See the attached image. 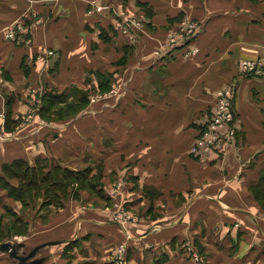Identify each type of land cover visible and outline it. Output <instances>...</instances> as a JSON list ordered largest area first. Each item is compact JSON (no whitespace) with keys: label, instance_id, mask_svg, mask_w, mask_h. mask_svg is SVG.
Wrapping results in <instances>:
<instances>
[{"label":"crops","instance_id":"0c3cea01","mask_svg":"<svg viewBox=\"0 0 264 264\" xmlns=\"http://www.w3.org/2000/svg\"><path fill=\"white\" fill-rule=\"evenodd\" d=\"M94 2L107 7L100 16L87 13ZM142 6L161 38L181 17L198 22L202 29L189 42L195 52L177 48L158 59L155 41L145 37L134 46L114 36L122 12ZM20 20L30 32L21 40L6 38ZM50 49L55 56L39 59ZM112 51L120 54V72L104 70ZM242 58L264 63V0H0V131L12 134L0 142V172L18 159L30 165L54 159L78 171L81 163L119 153L122 199L139 220L124 226L104 210H83L73 223L57 214L51 227L44 222L52 213L30 210L25 219H44L47 228L40 231L56 234L28 235L14 245L15 254L0 241V263L113 264L122 243L125 264H200L188 246L206 253L205 264H264V209L251 191L264 169V65L246 71L239 67ZM85 62L100 67L93 73L97 90L111 93L122 85V101L115 102L122 116H106L114 105L108 96L94 111L47 121L40 112L47 94H70L71 101L74 90L89 91ZM219 90L234 93L235 135L222 151L196 155L193 144ZM31 108L41 116L27 119ZM90 112L101 116L81 117ZM149 221L165 223L151 227Z\"/></svg>","mask_w":264,"mask_h":264},{"label":"rangeland","instance_id":"374dc122","mask_svg":"<svg viewBox=\"0 0 264 264\" xmlns=\"http://www.w3.org/2000/svg\"><path fill=\"white\" fill-rule=\"evenodd\" d=\"M125 12L132 15L137 20L141 19V22L143 24L142 26L144 27V31L143 30L138 31L139 33L138 42H136L133 45L134 46L137 45L140 39L142 40L143 38L146 37V40H150V41L153 40L158 44V45H155V47L152 49L153 50L152 54H155L156 51H160L162 54H164L163 57H165L166 54L170 51L168 48L170 46H173L171 44V40H174L176 37L181 36L180 33L187 30V27L189 26L187 23H190V22L192 23L194 21V20L186 19L185 17H181L179 21H177V23H175V25L168 31L167 36L164 38H161L159 37V34L156 32L158 29L151 28V22H152L151 16L150 17L148 16L149 13L144 6H142L141 8H137L134 11L130 10V12H127V11ZM114 36H121V35L115 33ZM186 47H189L187 52H192V53L195 52V48H192V45H190V43H187L186 45H183L181 47L180 46L175 47L173 50H177V48L183 49ZM96 49L99 50L100 48H96ZM104 54L109 57L108 54L106 53ZM163 57L161 59H163ZM119 58H120V54H116L115 52L113 53L112 51V54H110V59L109 61H107L109 62L107 66L108 68H105L104 70H106V72H108V70L109 71L115 70L119 72L122 71V65L118 66L119 65L118 63H121L120 62L121 60L117 63ZM249 60L254 61V59L252 58H242L239 62L240 69L246 70L245 63L249 62ZM91 63L93 64L94 62L91 61ZM127 63H128V59L126 60L125 64ZM85 64H87V68H85V72H84L82 80L88 81V85L90 89H89V93L87 94L88 103L81 107L83 108V110L78 112V114L84 111H88V109L94 111L95 110L94 103L96 104L97 102H101L103 99L104 101L108 100L105 98L111 97L110 99L114 101V105H112V107L110 108L108 112V115L106 116L108 117L114 116V118L122 116V105L121 107L120 105H115L116 100L122 101V94H124L122 93V85L117 88L118 91L116 90L115 92H111V93H109L107 89L104 90L102 87H99L100 90H97L98 85L96 84V81H97L96 79L98 76L96 77L93 73L95 69H98V68L100 69V67L97 66L98 65L97 63H96L97 65L95 64L93 67H91L89 63L85 62ZM258 64H260V66L264 65L263 61H260V62L258 61ZM115 78L116 77L112 78L113 83L115 82ZM219 92H223V91L219 90L216 93L217 97L219 95ZM55 93H58V92H55ZM232 95L234 97V93H232ZM102 105L103 104L98 105L96 109ZM215 108H216V103H215ZM232 109L234 110V113H235L234 122L232 123H235L236 112L233 106V101H232ZM38 112L39 110L36 112L37 115L35 113V116L37 117L41 116L40 113L38 114ZM76 113L77 111L71 112L70 113L71 115L68 117L63 116L62 114H60V112H58L57 114L55 113L54 115L50 113L48 115V118H45V117L44 118L49 122L51 121L53 123H58V122L63 123L64 121H67L77 116L78 114ZM92 113L93 112H90L89 114H83L81 117H83V119L85 120L86 119L85 117L88 118V117H93V116L94 117L101 116V114H98L95 116ZM213 114H214V111H212L207 123L211 121ZM101 123L102 122L100 121L97 122V124L99 125ZM86 126L87 125H85V127ZM111 128H119V127L111 126ZM111 130L113 133H122V130H117V129H111ZM84 159H89V158L88 156L85 155ZM55 162L60 163L59 161H56L54 159L49 160L50 164L53 163L54 165ZM78 166L81 168L82 171L89 170V177L78 178L75 180L73 178H71L72 180H70V178L69 179L56 178L59 181L64 180L63 182H66V181L68 182V180H70L69 181L70 186H66L65 189L61 187L56 188V191H59V193L61 194V196H59L58 198V200H60L63 203V205L61 204V206L55 205L56 199L54 200V194H53V192H56L55 189H52V194L45 193L46 195H44L41 192V193H38V195L36 193L35 196L33 194L30 197H26L28 188L24 186H20V181L18 179L10 177L9 179L10 185H7V184L5 185L3 181L0 182V241H8L9 244H12L14 246L15 244L18 245V243L21 242L23 239H28V235H31L32 237H34L32 238V240L34 239L37 240L39 238H43V239L51 238L52 235L56 234V231L52 232L51 235H50L49 230H46L45 234L44 232L40 231L43 228H47L46 224L45 225L42 224L44 219H36L32 217H29L30 221L28 219H25L24 215L26 213L28 214L30 210H31V213L32 212L35 213V211H38V208L40 211H46V212L52 213L51 216H47L45 218L47 220L46 222H44V223H47V225L51 227L55 223H58V221H56L57 214H60V217L62 219H65L67 217L70 218L67 223H73L74 220L77 218V216H79L83 210H88L89 212H94V211L98 212L99 210H104L106 213L110 215L111 221H114V223H118L121 225L123 224L124 226H127L129 224L133 225L134 223L135 224L139 223V220L136 221V218H135V216H138V215L135 214V211L133 210V208L129 206L128 202L124 198L122 199V177H121L122 175V155L121 154L118 153L114 155H109L106 158L95 157L94 160H90L89 163H86V164L81 163ZM263 172L264 170L261 171V173ZM259 179H260V176H259ZM104 183H105V186H108V188L104 187ZM82 184H86V187L82 186ZM11 185L19 187L22 193L21 195L25 197L26 201H22L21 199H18L17 197H15V196H18V192L16 191V189L10 188ZM254 187H252V189ZM105 192L108 193L109 198H105V194H104ZM12 195H15V196H12ZM252 195L255 198V200L258 202L260 207L264 209L261 202L258 201V199L255 197V194L253 191H252ZM74 202H77V204L75 205V208H73L74 210H76L77 208V210L75 211L76 214L70 212L71 204ZM44 204H47V205H44ZM163 223H165V221H155V222L149 221V224L151 227L153 226L156 227L158 224L160 225ZM61 228L65 229L68 227L66 224H63L62 222ZM127 234H129V230ZM121 245H124V244L121 243L119 246ZM78 249L81 250V247H79ZM200 250L203 251L201 248ZM205 254H206L205 252L196 251L195 256L191 255V257L192 259L196 260L198 263L205 264V259H206L204 258ZM126 256L128 255L126 254ZM4 262L5 263H0V264H10L7 259Z\"/></svg>","mask_w":264,"mask_h":264},{"label":"built area","instance_id":"2783aa9c","mask_svg":"<svg viewBox=\"0 0 264 264\" xmlns=\"http://www.w3.org/2000/svg\"><path fill=\"white\" fill-rule=\"evenodd\" d=\"M107 7L98 4L96 2L90 4L87 9L88 15H97L100 16ZM189 26L187 30L180 33L181 36L176 37L174 40H171V44L168 49L173 50L175 47L183 46L189 43L196 35H198L201 31V26L197 22L187 23ZM141 19L137 20L132 15L122 12V16L118 20L114 22V28L112 30L113 33L117 32L120 34L125 40L127 44H135L138 42L139 38V30L144 31V27L142 26ZM30 28L27 26L25 20H20L14 25L10 26L6 31V38L11 40H21L22 34L29 33ZM170 42V41H169ZM155 58H162L164 54L160 51L155 52ZM55 56V52L53 49L46 50L42 55L39 56V59L43 60L46 58H51ZM246 71H257L260 68L258 62L256 60H249V62L245 63ZM32 95H35L36 89H32L30 91ZM231 90H225L223 92H219L216 102V108L214 110L213 117L209 123L206 124L205 128L201 132V135L196 139L193 144L192 152L196 155H202L206 151L209 150H219L222 151L230 141L233 139L236 132V123L234 122L235 113L232 109V101L233 95ZM38 111L37 108H31L28 118H32L34 114ZM44 123V122H43ZM45 124V123H44ZM12 138V134L7 132L5 129L0 131V142L8 141ZM190 246H188L187 250L188 254L195 256V252L190 250ZM126 253L127 246L121 245L117 250L114 258L112 259L113 264H125L126 263Z\"/></svg>","mask_w":264,"mask_h":264},{"label":"trees","instance_id":"16d2710c","mask_svg":"<svg viewBox=\"0 0 264 264\" xmlns=\"http://www.w3.org/2000/svg\"><path fill=\"white\" fill-rule=\"evenodd\" d=\"M107 32L102 29V36L104 39H108L106 36ZM102 82H100V85ZM88 92L76 89L72 92L73 100H69L70 94L66 93H55L50 92L44 98V107L42 108V116L48 118V115L51 113L54 115L60 112L65 117L70 116L71 112H78L82 111L81 108L83 105L88 103ZM62 104V105H61ZM61 105V106H60ZM64 106V108H63ZM81 109V110H80ZM51 110V111H50ZM64 110V111H63ZM62 118V117H61ZM264 170V169H263ZM88 174V175H87ZM16 178L20 181V186H24L28 188L26 193V197H30L34 194V196L41 193L46 195L52 194V189L56 188H64L66 186H70L71 178L78 179L83 177H89V170H72L68 167L61 165L60 163H56L53 165L49 163L48 160H38L35 165H30V163L25 159H18L11 163H6L3 165L2 170L0 172V182H4L5 185H10L9 179ZM69 179L68 182L59 181L58 179ZM93 185V184H92ZM82 186L86 187V184H82ZM84 187V188H85ZM10 188L16 189L18 192V196L12 195L21 199L22 201H26L25 197L21 195V190L17 186L11 185ZM26 190V189H25ZM255 194V197L258 201L261 202L264 208V172L261 173L259 182L255 187L252 189ZM46 193V194H45ZM40 194V195H42ZM55 205L61 206L63 203L58 200L61 194L59 191L53 192ZM34 199V198H32ZM26 203V202H24ZM47 205V204H44Z\"/></svg>","mask_w":264,"mask_h":264},{"label":"water","instance_id":"95a60500","mask_svg":"<svg viewBox=\"0 0 264 264\" xmlns=\"http://www.w3.org/2000/svg\"><path fill=\"white\" fill-rule=\"evenodd\" d=\"M1 248L4 249V250L10 251V253H12V254H15V252H14L15 248H14V246L12 244H9V245H6V246H2Z\"/></svg>","mask_w":264,"mask_h":264}]
</instances>
